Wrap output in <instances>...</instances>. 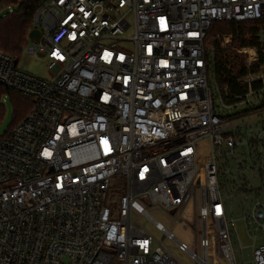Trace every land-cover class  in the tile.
<instances>
[{
    "label": "built area",
    "instance_id": "obj_1",
    "mask_svg": "<svg viewBox=\"0 0 264 264\" xmlns=\"http://www.w3.org/2000/svg\"><path fill=\"white\" fill-rule=\"evenodd\" d=\"M221 22H250L257 46ZM33 25L24 54L48 78L0 52V84L32 102L0 136V264H264V119L241 123L264 112V0H43ZM217 46L243 93L220 87ZM191 202L194 248L154 216L181 222Z\"/></svg>",
    "mask_w": 264,
    "mask_h": 264
},
{
    "label": "trees",
    "instance_id": "obj_2",
    "mask_svg": "<svg viewBox=\"0 0 264 264\" xmlns=\"http://www.w3.org/2000/svg\"><path fill=\"white\" fill-rule=\"evenodd\" d=\"M43 0H2L5 5H14L13 14L0 19V52L9 54L17 60L23 55L28 43V35L33 28V21L36 12ZM250 22H221L213 25L211 33L229 34L234 36V44L247 47L257 46V40H247V35H255L256 29L249 28ZM260 61L254 69L255 73L264 72V54L259 55ZM216 71L217 81L222 89H227L232 95L243 93L245 86L243 78L246 71L243 65L234 58L231 52L216 48ZM13 96L14 101V120L12 129L24 119L32 106V102L26 97L9 91L0 84V97ZM9 129V130H10Z\"/></svg>",
    "mask_w": 264,
    "mask_h": 264
},
{
    "label": "rangeland",
    "instance_id": "obj_3",
    "mask_svg": "<svg viewBox=\"0 0 264 264\" xmlns=\"http://www.w3.org/2000/svg\"><path fill=\"white\" fill-rule=\"evenodd\" d=\"M2 3V0H0V4ZM35 31V27L33 25V28L31 32L28 35V42L30 40L31 34ZM213 37V36H212ZM28 44V43H27ZM237 45V44H235ZM27 47V45H26ZM25 47V50H26ZM25 50L23 52V55L19 60L18 68L24 72L34 74L41 78H48V61L43 59H38L34 57H29L25 53ZM229 51V50H226ZM231 52V51H229ZM232 54V53H231ZM232 56L238 60V62H241V60L237 57H235L233 54ZM210 86L213 88L214 92L216 93V83L214 81L213 77H210ZM9 96V95H7ZM5 95L0 97V136L4 135L10 128L13 123V120L15 118L14 116V101L13 96L7 97L5 100ZM5 100V101H4ZM241 109H236L231 112V114L240 113ZM264 119V112L261 113V115L252 114L249 117L242 119L241 123H252L256 122L258 120ZM198 155L201 159V162L203 164H206L208 161V151H207V145L205 143H200L198 145ZM241 201H243L242 195H237L233 202L228 201V208L232 210V215H229V219H235L234 224L230 225L231 235L233 242L235 244L237 255L239 256V246H247L249 244L248 237L246 235L243 222L240 220L242 217V204ZM183 221L176 222L177 216L176 213L173 211L171 212L170 219L164 217L163 215H160L158 213L154 214L155 218L160 221L168 230L172 231L174 236L179 239L180 241L187 244L190 248H194L196 245V238H195V230L192 227L195 223L194 220V206L193 203H189L184 211L182 212ZM198 227L200 226V223L197 222ZM152 232V229H151ZM154 235L160 236V233L157 231H153ZM200 242V237H199ZM186 259L185 257H183Z\"/></svg>",
    "mask_w": 264,
    "mask_h": 264
}]
</instances>
